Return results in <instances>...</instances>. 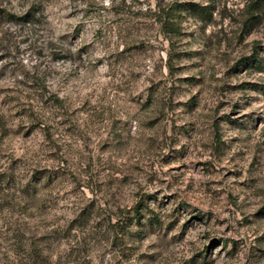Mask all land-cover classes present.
I'll list each match as a JSON object with an SVG mask.
<instances>
[{
  "label": "rangeland",
  "instance_id": "1",
  "mask_svg": "<svg viewBox=\"0 0 264 264\" xmlns=\"http://www.w3.org/2000/svg\"><path fill=\"white\" fill-rule=\"evenodd\" d=\"M246 5L0 0V264H264Z\"/></svg>",
  "mask_w": 264,
  "mask_h": 264
},
{
  "label": "trees",
  "instance_id": "2",
  "mask_svg": "<svg viewBox=\"0 0 264 264\" xmlns=\"http://www.w3.org/2000/svg\"><path fill=\"white\" fill-rule=\"evenodd\" d=\"M184 11L185 13H189L190 15H193L195 17H198L201 21H207L210 19L211 12L209 11V8L206 6H200L197 4L193 3H184V4H179L177 7H175L174 11L177 13L178 11ZM174 11L170 10L166 14V19H160V23L164 24H169V29L170 31H174L175 33H179V26L174 24L176 21L175 18L180 17V12L178 14H175ZM246 21L248 24L256 22L258 19L259 15L261 14L262 11H264V0H247V5H246ZM176 15V16H175ZM141 212L136 213L135 218H139V215ZM150 218V217H149ZM149 223H152V218L148 220Z\"/></svg>",
  "mask_w": 264,
  "mask_h": 264
}]
</instances>
